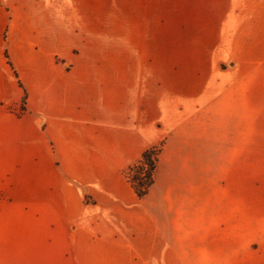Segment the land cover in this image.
Returning <instances> with one entry per match:
<instances>
[{"label":"crops","instance_id":"1","mask_svg":"<svg viewBox=\"0 0 264 264\" xmlns=\"http://www.w3.org/2000/svg\"><path fill=\"white\" fill-rule=\"evenodd\" d=\"M262 63L264 0H0V264H264Z\"/></svg>","mask_w":264,"mask_h":264},{"label":"rangeland","instance_id":"2","mask_svg":"<svg viewBox=\"0 0 264 264\" xmlns=\"http://www.w3.org/2000/svg\"><path fill=\"white\" fill-rule=\"evenodd\" d=\"M234 62H232L233 64ZM261 71L255 77H250L248 80L249 87V139L250 142L256 140L259 136L264 140V63L260 64ZM251 146V143H250ZM158 148H160L158 146ZM263 156V155H262ZM257 162L260 167H257ZM257 185L259 188L257 189ZM249 205H250V222L257 210L264 213V158L259 159L255 156L250 157L249 168ZM230 193V192H229ZM233 194L239 198V191ZM250 261L251 256H250Z\"/></svg>","mask_w":264,"mask_h":264},{"label":"trees","instance_id":"3","mask_svg":"<svg viewBox=\"0 0 264 264\" xmlns=\"http://www.w3.org/2000/svg\"><path fill=\"white\" fill-rule=\"evenodd\" d=\"M160 148L153 147L145 150L140 159L131 164L126 176L139 198H144L154 181L153 174L156 168Z\"/></svg>","mask_w":264,"mask_h":264}]
</instances>
